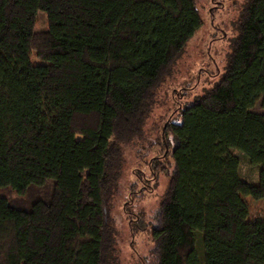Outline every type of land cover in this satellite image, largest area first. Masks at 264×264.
<instances>
[{"label":"trees","instance_id":"16d2710c","mask_svg":"<svg viewBox=\"0 0 264 264\" xmlns=\"http://www.w3.org/2000/svg\"><path fill=\"white\" fill-rule=\"evenodd\" d=\"M201 25L195 0H0V264H114L115 201L132 234L145 215L128 216L131 195L161 172L148 264H264V219L252 234L244 200L264 199V113L252 111L264 108V0L242 1L220 79L162 115L138 145L157 152L141 157L146 170L121 178L123 147L143 139Z\"/></svg>","mask_w":264,"mask_h":264},{"label":"rangeland","instance_id":"374dc122","mask_svg":"<svg viewBox=\"0 0 264 264\" xmlns=\"http://www.w3.org/2000/svg\"><path fill=\"white\" fill-rule=\"evenodd\" d=\"M242 1L195 0V6L202 19V25L187 41L170 73L161 81L156 92L155 104L144 125L143 139L137 141L135 145L132 143V145L123 147L124 163L121 178L124 180L125 186L129 181L134 182L132 176L134 169L138 171L146 170L142 158H150L155 155L154 153H157L155 150H150L141 155L138 145L140 144L144 149L149 147L148 143L153 142L159 132L163 120L162 115H165V118L171 110L176 111V106L181 108L188 106L205 90L214 86L222 76L231 52L235 37L234 24ZM45 16V12H38L35 22L36 31H42L46 28ZM30 60L32 63H42L34 53H31ZM252 111L264 113L260 101L253 106ZM239 154L240 176L251 183H256L258 180V166L248 163L241 156L242 154ZM138 155L140 157H136ZM163 162L170 172L172 169L170 158H166ZM148 183L151 191L131 195L133 202L129 208L131 215L128 216L134 219L140 211L145 215V221L142 224L137 223V227L134 226L132 234L129 227H127L124 215L119 213V204L115 201L112 207L111 212L116 229V259L114 264H148L152 260V241L149 239L148 230L150 229L153 211L167 188L168 176L161 172L156 180H150ZM6 192L10 198H13L12 193ZM125 196L126 192H123L121 200ZM118 199L120 200V197ZM244 200L248 205L247 219L253 234L257 231L258 222L264 219V199H253L251 196H246ZM136 222L133 223L136 224Z\"/></svg>","mask_w":264,"mask_h":264}]
</instances>
